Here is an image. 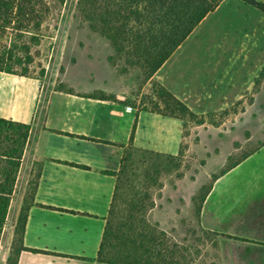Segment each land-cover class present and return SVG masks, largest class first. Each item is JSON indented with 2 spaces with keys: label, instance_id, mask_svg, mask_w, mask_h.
I'll use <instances>...</instances> for the list:
<instances>
[{
  "label": "crops",
  "instance_id": "obj_1",
  "mask_svg": "<svg viewBox=\"0 0 264 264\" xmlns=\"http://www.w3.org/2000/svg\"><path fill=\"white\" fill-rule=\"evenodd\" d=\"M171 58L146 82L164 85L188 107L185 98L190 94L176 87L169 70ZM97 91L105 93L95 85L85 93L45 88L38 78L0 72V119L31 127L0 237V264L6 262L24 208L25 249L17 264H106L98 261V253L111 210L127 205L124 195L115 200L116 189L117 194H125L132 188L118 183L125 150L178 153L182 138L178 118L139 109L127 112L129 105L119 97L117 101L86 97ZM262 144L220 176L202 204L198 220L202 229L229 237L231 243L246 241L254 246L243 253L221 249L217 264H264ZM134 187L140 193L146 188L143 182ZM148 192L153 205L143 217L151 227L146 234L152 237L153 228L158 232L160 224L166 239L174 240L170 230L175 214L160 212L159 189L151 186ZM182 236L186 252L185 233Z\"/></svg>",
  "mask_w": 264,
  "mask_h": 264
},
{
  "label": "rangeland",
  "instance_id": "obj_2",
  "mask_svg": "<svg viewBox=\"0 0 264 264\" xmlns=\"http://www.w3.org/2000/svg\"><path fill=\"white\" fill-rule=\"evenodd\" d=\"M44 1L48 12L39 31V44L30 49L29 77L40 79L45 88L65 91L85 93L95 85L132 109L166 113L168 99L159 94V87L165 91L166 87L144 81L139 67L125 66L123 61L110 65L112 48L79 15L78 0ZM14 34L5 35L6 43ZM171 59L169 70L176 78V87L190 94L185 99L193 113L177 117L182 128L178 153H158L157 157L156 153L128 147L122 159L121 168L126 173L121 184L143 182L159 189L160 212L175 214L172 228L168 219L175 236L171 241L183 264H217L221 249L238 253L254 249L249 242L231 243L229 237L202 229L196 216V198L214 175L207 178L209 173L219 174L264 142V79L256 85L264 67V15L239 0H225ZM146 169L156 172V186L154 180L143 178L142 170ZM160 219L165 221L166 217L160 214ZM159 232H166L160 224ZM166 240L163 242L171 248L170 239Z\"/></svg>",
  "mask_w": 264,
  "mask_h": 264
},
{
  "label": "trees",
  "instance_id": "obj_3",
  "mask_svg": "<svg viewBox=\"0 0 264 264\" xmlns=\"http://www.w3.org/2000/svg\"><path fill=\"white\" fill-rule=\"evenodd\" d=\"M223 1L78 0L77 10L87 21L88 27L109 42L113 51L108 57L110 65L115 67L123 61L125 66L139 67L143 80L148 81ZM239 1L264 15V0ZM47 12L44 0H0V72L29 77V66L32 63L30 49L39 44V31ZM7 33H15L9 43L4 40ZM263 79L264 67L256 85ZM159 89L160 96L168 99L165 105L167 111L156 113L170 118H177L179 114L192 116L193 113L182 102L162 88ZM86 97L117 101L101 92ZM169 102L174 106L173 109ZM30 129V125L0 119V237ZM240 161L228 164L219 174L212 176L206 187L201 188L196 198L197 218L214 182ZM142 172L144 179L154 180L153 184L157 185L154 177L156 172H150L149 169ZM125 173V168L122 167L118 183H121ZM131 187V191L125 194H117L119 187L116 189L115 200L124 195L127 199L122 201H127V205L123 209L112 208L98 261L106 264H183L176 257L175 248H170L163 242L166 239L164 232H157L153 228L152 237L146 234L151 232L148 229L151 227L143 219L153 205L148 192L150 188L146 187L144 193H140L134 186ZM26 212L27 209L24 208L19 215L5 264H17L20 252L25 249L22 238ZM138 216L141 218L139 221Z\"/></svg>",
  "mask_w": 264,
  "mask_h": 264
},
{
  "label": "built area",
  "instance_id": "obj_4",
  "mask_svg": "<svg viewBox=\"0 0 264 264\" xmlns=\"http://www.w3.org/2000/svg\"><path fill=\"white\" fill-rule=\"evenodd\" d=\"M125 109H126L127 112H131L132 111V108L129 107V106H127Z\"/></svg>",
  "mask_w": 264,
  "mask_h": 264
}]
</instances>
